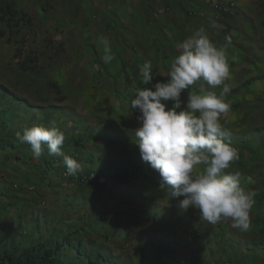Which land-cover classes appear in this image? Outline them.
I'll return each mask as SVG.
<instances>
[{
  "label": "rangeland",
  "instance_id": "obj_1",
  "mask_svg": "<svg viewBox=\"0 0 264 264\" xmlns=\"http://www.w3.org/2000/svg\"><path fill=\"white\" fill-rule=\"evenodd\" d=\"M174 1L0 0L16 15L0 22V84L36 106L28 109L0 94V124L14 127L17 137L26 127L54 123L65 134V148L74 141L72 151L80 149L81 140L97 157L91 168L102 188L96 182L51 185L46 148L33 159L30 145L15 138L9 154L0 152V251L63 244V255L76 256L81 243L90 255L101 251L107 264H264V102H256L264 95V0H188L194 13L187 25ZM200 27L217 46L225 36L232 40L226 51L231 91L225 96L231 109L221 123L240 155L227 171L254 181L242 180L256 194L244 233L230 220L211 225L195 210H181L183 197L166 195L135 141L139 113L130 101L138 87H150L140 82L144 63H152L153 84L165 80L174 51L180 54L177 44ZM100 36L109 38L115 56L105 67ZM95 57L100 80L92 73ZM181 98L186 102L187 90ZM6 143L1 136L0 147ZM251 148L259 151L249 160ZM61 159L49 157L56 165ZM134 171L135 179L124 177ZM76 191L85 202L73 200L65 209V198Z\"/></svg>",
  "mask_w": 264,
  "mask_h": 264
},
{
  "label": "clouds",
  "instance_id": "obj_2",
  "mask_svg": "<svg viewBox=\"0 0 264 264\" xmlns=\"http://www.w3.org/2000/svg\"><path fill=\"white\" fill-rule=\"evenodd\" d=\"M224 41L217 46L204 27L195 30L177 44L180 54L172 59L168 77L155 84L152 63L146 61L140 82L150 87H138L130 107L139 113L135 141L141 158L159 173L166 195L183 197L179 208L195 210L201 222L216 225L230 220L233 228L244 233L251 228L256 194L242 187V180L254 182L251 177L227 171L240 155L230 143L231 130L221 123L231 109L225 100L231 91L226 56L231 36ZM99 44L103 45V62L111 63L115 56L109 38L100 36ZM193 86L198 89L193 91ZM218 87L219 93L214 91ZM186 90L185 102L181 97ZM17 140L30 145L33 159H39L45 148L48 155L62 157L67 176L81 170L77 160L64 154L65 134L54 123L26 127L23 134L17 133Z\"/></svg>",
  "mask_w": 264,
  "mask_h": 264
},
{
  "label": "trees",
  "instance_id": "obj_3",
  "mask_svg": "<svg viewBox=\"0 0 264 264\" xmlns=\"http://www.w3.org/2000/svg\"><path fill=\"white\" fill-rule=\"evenodd\" d=\"M174 1V0H173ZM188 0H179V5L177 4V0H175L173 2V7L175 9H177L176 7H179L182 11V20H183V24L187 25L188 23L192 22V18H193V10L189 9L188 6ZM185 5V7H183ZM41 8L43 9L44 12H46L47 7L46 5H42ZM10 13L13 17L12 19L15 18V13L12 11L11 6L9 4H5L3 5L2 3H0V22H4L5 21V17L6 15ZM155 34V31H153V34ZM156 35V34H155ZM158 39V35L157 37L154 36L153 41L155 42ZM175 54L173 56V58L177 55H179V53L177 51H174ZM96 56V54L94 55ZM93 62L95 63L94 69H93V75H95L99 80H100V76H101V68L98 67V58L95 57ZM102 64L105 67V63L102 61ZM25 64L22 65V67H24ZM24 70H28V68H25ZM117 76L120 77L122 76V74L120 72L117 73ZM103 80V79H101ZM103 85L106 84L105 81H102ZM0 94H3L5 96H7L10 100H13L15 102H18L20 105L24 106L25 108L30 109L31 107H36L33 106L31 103L26 102L25 100H19L17 98L16 95H14V93L10 92L9 90H7L4 86H2L0 84ZM258 101H262L264 102V95H261L259 97H257L256 102L258 103ZM257 105V104H254ZM43 113L46 114L43 110ZM34 114V113H33ZM2 124V125H1ZM0 124L1 127V131H0V135L3 136L4 138L7 139V141H9L10 143H6L5 146L0 147V152H3L5 155L9 154L13 148H14V139L17 138L13 135L14 132V127H11L10 130L8 129V125L6 126L4 122H2ZM16 132V131H15ZM0 136V137H1ZM16 142V141H15ZM69 143H67V148H65V144L63 146V152L68 155L70 157H72L73 159L80 160L81 163V170L79 171V173L76 176H67L65 173L67 171V169L63 166L62 164V159L60 161L59 164L56 165V163L52 160H49V157H53V156H49L47 153V160H45L44 162L47 163L46 165V170L48 171V175L47 177L44 175L43 176V181L45 180L44 177H46L48 179L49 177V173L51 172L52 174H54V181L52 180L50 182V184L52 185L53 183L55 184L56 187H63L64 185H62V182H71V184L73 183H77L79 185H84V184H89V183H95V185L99 188V190H101V185L98 183V181L96 180V177L98 175H100L99 173H96L97 171L94 170L93 168H91L92 166H95V164L97 163L98 159L96 156L92 155L91 151H88V145H82V141H78L76 143V146H81L80 149H77L75 151H72L70 145L71 143H73L74 141H68ZM251 142V141H249ZM249 142L247 144H249ZM75 145V144H74ZM248 147V146H246ZM47 150V148H46ZM67 150V151H66ZM247 151V150H246ZM258 148H251L250 150H248V157L249 160L252 159V157H256ZM84 157H86L87 159H85ZM16 159H19L18 156L16 157ZM85 159V160H84ZM6 160H9V156L6 157ZM83 165V166H82ZM138 166L136 168V172H138ZM56 171V174L54 173ZM135 171L130 174L128 172H125V178H130L132 177L133 179H135ZM58 172V173H57ZM94 175V176H93ZM91 176H93L91 178ZM58 177H60L59 182H57ZM56 178V179H55ZM45 182V181H44ZM69 184V183H68ZM101 188V189H100ZM69 195V194H67ZM71 196H67L65 198L66 204L67 206L65 207V209H67L68 207V203H72V201H77L79 203H84L85 199L83 196H81L80 194H78V192H74L72 194H70ZM75 196V197H74ZM89 198L87 197L86 201L88 200L89 202L92 201V197L91 194L89 193ZM77 206V205H75ZM263 207V206H262ZM261 207V208H262ZM256 223L258 224L259 221H256ZM257 226V225H256ZM89 246H91V244H93V241H89ZM63 249V244H55L54 246H48L46 244L40 243L36 246H32L30 248H27L23 251H18L17 248L11 249V250H7L4 249L3 251H0V264H107L106 262V256L101 252V251H97L95 252L93 255H90L88 253L87 250H85L82 247V244H76L74 250L76 253V256H65L62 254L61 250ZM254 252V250L252 251Z\"/></svg>",
  "mask_w": 264,
  "mask_h": 264
},
{
  "label": "built area",
  "instance_id": "obj_4",
  "mask_svg": "<svg viewBox=\"0 0 264 264\" xmlns=\"http://www.w3.org/2000/svg\"><path fill=\"white\" fill-rule=\"evenodd\" d=\"M93 176H91V178H92Z\"/></svg>",
  "mask_w": 264,
  "mask_h": 264
}]
</instances>
